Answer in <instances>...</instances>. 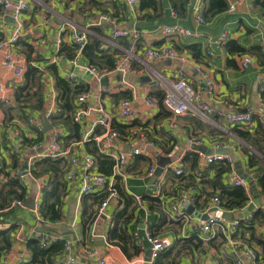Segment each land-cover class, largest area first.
I'll return each instance as SVG.
<instances>
[{"label": "crops", "instance_id": "0c3cea01", "mask_svg": "<svg viewBox=\"0 0 264 264\" xmlns=\"http://www.w3.org/2000/svg\"><path fill=\"white\" fill-rule=\"evenodd\" d=\"M26 1L28 7L20 15V38L9 48L14 64L24 68L21 76H16L13 70L3 65L6 50L0 51V239L7 230L9 247L5 252L10 253L4 254L1 264L5 260H8V264H29L31 253L26 245L27 239L44 237L49 245L58 235L64 237L71 248L53 254L51 258L54 262L66 263L67 256L72 255L76 259L75 264H146L150 245L145 240V221L150 222L149 216L154 213L148 204L159 206L161 217L157 218L160 221L155 235L168 238L171 242L169 248H180L184 239L192 234L191 225L200 218L191 213L186 220L188 223L178 221L167 203L183 191L197 197L194 209L200 211L204 200L219 193L214 178L222 163H213L197 174L189 162L183 160L187 166L186 174L183 178L171 176L167 180L163 186L165 203L163 200L159 203L149 199L153 197L151 184L155 178L145 174L153 157L163 162L180 155L183 159L195 156L197 162L204 154L228 148L230 154L235 156L232 159L229 155L238 172L245 175L252 172L255 175L250 179L251 203L247 197L244 210L249 209L252 214L253 210L261 209L258 206L264 205V192L256 177L264 171V123L255 117L249 126L238 127L217 115L202 117L197 111H188L177 118L178 126L171 128L165 122L169 114L161 113L158 95L161 93L163 96L164 85H171L175 80L176 68L182 67L191 85L200 91L199 98L215 111L246 112L262 106L264 99L260 91L264 88V72L260 67L261 53L257 47H261L264 30L255 28L252 23L257 17L264 20V6L260 8L254 4V0H246L234 12H229L226 7L207 14L205 11L209 8V0H206V23L200 26L203 35L180 37L164 35L162 27L172 20L170 9L178 13L182 25L194 26L193 15L184 0H155L154 6L145 9H140L137 3L135 12H131L123 0ZM225 1L228 6L233 0ZM102 13H108L113 22L92 25ZM64 22H69L76 32L86 33L89 41H98L97 61L102 64L101 67L91 64L82 52L76 65L73 64L77 47L70 34L72 29L70 26L63 28ZM15 28L14 19L4 15L0 9V38L10 36ZM116 28H135L139 38L135 43L129 37L114 38L113 30ZM224 29L228 33L227 42L215 49L211 59L205 60L203 37H216ZM161 44L172 46L184 56V61L167 57L147 60L144 57V47ZM189 45L200 48L198 59L192 57L187 48ZM237 48L242 49V53L254 55V63L245 70L239 67V54L233 53ZM123 53L132 54V61L131 71L122 77L119 72L113 71L114 66H107V59L111 58L115 64ZM196 63L203 64L212 76L213 93L207 92L202 77L194 69ZM86 65H93L102 72L101 81L98 82L92 73L86 71ZM69 73L80 81L78 85L71 81ZM150 77L158 78L163 87H151ZM84 89L90 93L87 99L82 96ZM148 96L155 100V105L146 104ZM122 97L131 98L140 115L131 120L115 118L113 124L120 126V129H116L136 130L138 133L148 126L146 133L155 141L153 146L140 144L146 155L131 159L125 169L128 176L124 182H120L119 189L143 198L141 205H138L132 197L134 210L132 213L130 211L129 231L132 233L131 242L138 252L134 253L129 248L130 256H126L119 245L109 242L107 237L108 230L113 226L112 218L118 208V198L109 201L102 217L94 218L89 226H84L86 216L94 212L99 204L96 207L92 204L93 195L80 198V170L69 163L71 157L81 161L84 155L91 154L98 162V171L104 174L111 172L113 160L99 154L92 140H85L96 114L90 113L81 123L73 122L72 114L77 108L95 104L99 99L112 113ZM59 106L62 111L58 113L55 108ZM50 112L54 116L45 118ZM30 119L40 122L41 132L35 130ZM238 129L248 132L251 141L239 137ZM100 133L101 128L94 130V135ZM54 135L58 138L60 150L67 153L60 157H40ZM192 139L199 142H192ZM36 141H40L42 146L31 149L29 143ZM193 143L204 146V151L193 148ZM117 147L126 152L130 150L124 143L117 144ZM70 169L74 171V176L67 180L66 174ZM17 171L26 174L25 178L18 179ZM226 175L227 172H222L219 179L221 183L229 185ZM46 196L49 202L58 206L59 218L38 221L33 208L29 206L31 203L34 205L36 198L42 200ZM12 197L22 199L25 206L8 208L7 202ZM256 200L259 201L258 205L254 204ZM252 225L253 235L249 234V229L239 227L231 239L220 232L207 246L184 249L177 258L178 264H235L242 247L246 246L253 250L256 264H264V222L256 221ZM134 233L140 238L141 245L134 240ZM84 247L96 249L97 254L85 260L81 254ZM17 256H21L24 262L18 263L15 260Z\"/></svg>", "mask_w": 264, "mask_h": 264}, {"label": "built area", "instance_id": "2783aa9c", "mask_svg": "<svg viewBox=\"0 0 264 264\" xmlns=\"http://www.w3.org/2000/svg\"><path fill=\"white\" fill-rule=\"evenodd\" d=\"M126 5L129 7L131 12H135L136 5L138 0H123ZM206 0H184V4L192 13L194 18V26L187 27L182 25L179 22L178 13L174 9H170L169 14L172 19L171 22L163 25L162 32L164 35H176L180 37H199L202 36L200 31V26L206 23V17L204 16V5ZM246 0H233L228 3L227 10L229 12L236 11ZM253 3L251 4V6ZM28 3L26 0H0V9L4 15H10L12 19L16 22V28L14 32L8 37H2L0 39V51L6 50L4 53L3 65L13 70L16 76H21L24 73L23 66L15 65L12 60V52L9 49L12 43H15L20 38V28L22 27V22L20 20V15L22 12L27 9ZM113 22L111 16L108 13H102L99 15L97 21L92 25H102L104 22ZM64 27L70 26L71 36L73 43L76 45V55L74 56L72 62L76 65L79 55L82 52L83 47L88 42L86 33H78L74 30L73 26L69 22H64ZM257 29L264 30V20L260 17L255 19V22L252 23ZM114 38H123L129 37L132 42H136L139 38V32L135 28L131 29H121L116 28L113 30ZM228 33L226 29L222 30L221 33L216 36L205 35L203 37V44L205 46V60L211 59L215 55V49L221 48L227 42ZM261 50L264 53V39H261ZM143 55L147 60L161 59V58H171V59H181L184 61V56L179 54L176 49L168 44H161L159 46H146L143 49ZM254 55L251 53H241L239 54V67L242 70L247 69L254 63ZM131 61L132 54L123 53L116 60L113 71L119 72L121 76H125L131 71ZM259 63V62H258ZM262 72H264V62L260 63ZM86 71L92 73L96 77L97 81H101L103 76L102 72L99 71L93 65H86ZM194 69L202 77L206 90L208 93L214 92V80L212 76L208 73L205 66L200 63L194 64ZM69 78L72 82L80 83L75 79L71 73H69ZM264 86V79L262 80ZM149 85L151 87H163L162 83L158 78L150 77ZM164 94L161 99L162 105L167 109L169 115L166 117L165 122L171 127L176 128L178 126V117L184 115L188 111H197L200 116L208 115H217L218 117L224 118L227 122L237 125L238 127L249 126L253 122L255 117L264 123V103L262 106L258 107L256 110H249L246 112H222L215 111L207 103L203 102L199 98V90L194 88L189 82L188 74L182 68H176L175 70V80L171 85H164ZM90 93L88 90L84 89L82 96L87 99ZM145 102L147 105H155V100L151 97H146ZM195 102L197 103L195 105ZM61 106L55 108V111L58 113L61 112ZM54 111V112H55ZM90 113H95L96 118L92 121L91 127L85 134V140H92L95 143L96 150L99 154L105 157H109L113 160L111 167V172L109 174H104L97 170V160L91 154L84 155L83 159L79 161L75 157L69 159V163L72 167L79 168L81 175V185L79 188L80 198L86 195H99L104 194L103 199L100 201L99 205L94 211V218H100L104 215L106 206L108 205L111 199L118 198V188L120 187V182H124L127 178V172L125 171L128 168L131 159L137 156L146 155L144 149L140 148V144L153 146L155 145L154 139H151L148 136L147 129L148 126L142 129V132L136 133L134 131H120L113 127V122L115 118L119 117L121 119L131 120L138 118L140 111L134 106L133 100L129 97H122L117 104L115 105L114 111L111 113L107 111L103 102L99 99L95 104H87L80 108H77L72 114V121L75 123H81L83 119ZM54 116L52 112L47 113L45 118L51 119ZM34 125L36 131L41 132L42 126L39 121L30 119L29 121ZM101 128V133L94 135V130ZM127 144L129 146V151H123L118 149L117 144L120 143ZM192 142H199L197 139H192ZM42 146L40 141L29 143L31 149H36ZM219 146V145H217ZM67 153L66 150H60V144L56 135L53 136L49 146L42 151L40 157L42 158H51V157H60ZM169 161L161 167V172L157 175L151 184L153 188V197L160 198L161 201H164L166 197L163 195V186L167 183V180L172 176L173 178H183L186 174V164L183 162L182 155L175 159H168ZM157 157H153V160L148 164V167L145 171L146 176L153 177L155 169L158 165ZM213 163H224L228 165V171L226 175V181L229 185L241 186L245 189L246 195L249 198V203H251V189H250V179L255 175L251 172L249 175L239 173L238 170L234 167L233 162L229 155L223 153H212L202 155L196 166L194 167V172L199 174L204 169H207ZM18 179L22 180L25 178L24 173L20 171L16 172ZM74 171L68 170L66 174V179H73ZM130 195L134 198L135 202L138 205H141L143 198L140 195L132 194ZM197 197L185 194V192L180 191L174 197L173 201L167 203L169 205L172 214L178 219V221L188 223L186 220L191 216L187 214L186 209L189 205H194L197 203ZM40 202L41 199L36 198L34 201L33 211L35 217L38 221L43 219L40 211ZM222 200L219 197L218 193L210 196L208 199L203 201V204L200 208V213H206L211 208H216L222 212L221 216H210L207 219H199L197 222H194L191 225V235H196L198 239L202 242V246L209 245L210 241L215 238L218 233H223L228 239H231V236L234 235L239 227L241 226L242 221L248 223L251 220L252 215L249 213L248 216L243 218H234L228 219L225 217L226 213H236L237 211L244 210L243 208L236 210H226L222 205ZM14 206H25V203L19 197H12L7 202V207L12 208ZM261 209H264V205L258 206ZM109 220L111 218H108ZM150 222L145 221V240L150 245V256L146 260V264H157L156 259L159 252L163 249H167L171 246V242L166 237H158L152 235L150 231ZM95 235V234H94ZM190 235V236H191ZM189 236V237H190ZM53 241L63 242V250L69 251L71 245L69 242L65 241L62 236H54ZM134 240L141 245L140 238L136 233L133 234ZM52 241V242H53ZM134 241V242H135ZM39 243L41 247H46L48 245V239L44 237H39ZM109 243V242H108ZM82 257L85 260H89L97 254L96 249L91 248H82L81 250ZM10 255V253H6ZM238 255V254H237ZM6 257V256H5ZM18 263L24 262L21 256L15 258ZM8 260H5L3 263H7ZM76 259L74 256H67L66 264H75ZM100 264H103L102 262ZM235 264H256V257L253 250L249 247H242L241 253L236 258Z\"/></svg>", "mask_w": 264, "mask_h": 264}, {"label": "trees", "instance_id": "16d2710c", "mask_svg": "<svg viewBox=\"0 0 264 264\" xmlns=\"http://www.w3.org/2000/svg\"><path fill=\"white\" fill-rule=\"evenodd\" d=\"M139 7L140 9H145L150 6H154L155 0H138ZM254 4L256 6H259L262 8L264 6V0H254ZM226 1L225 0H209V8L205 11V13L208 14L214 13V12H219L224 9H226ZM1 39V38H0ZM190 52L192 57L198 59V56L200 55V48L198 46H193L189 45L187 47ZM261 53V58L260 61L261 63L264 62V53L261 50V47H257ZM98 41L96 40H91L86 43V45L82 49V55H84L85 58L91 63L95 64L99 67H101V63L97 61L98 58ZM233 53L241 54L242 49H235ZM108 63L107 66L111 68L114 66V62L112 61L111 58L107 59ZM65 84V83H63ZM78 85V84H77ZM62 87V86H61ZM261 97L264 99V88L263 90L260 91ZM159 98V107L161 109V113L163 114H169L166 112L163 108V105L161 103L162 99V94L160 93L158 95ZM62 110V109H61ZM113 127L120 129V126L112 124ZM122 131H124L122 129ZM237 134L239 137L246 141H251L250 135L246 131H242L241 129L237 130ZM264 137V135H262ZM183 160L189 162V166L194 168L196 166V157L192 156L190 159L184 158ZM111 167V165H110ZM229 166L225 165L222 163L219 167V170L216 173V177L214 180L216 181V185L219 188V197L222 200V205L225 207L226 210H236L240 209L246 206L248 202V198L245 192V189L241 186H234V185H226L220 182V175L222 172H227ZM109 172V171H108ZM257 183L260 186L261 191L264 192V171L262 175H257ZM92 196V195H91ZM94 199L92 204L96 207L102 198L104 197V194H99V195H93ZM145 199L148 197L145 195ZM150 200H154L155 202L160 203V198L156 197H149ZM150 211L152 212L151 215L149 216L150 220V231L152 235H155V232L158 228L157 223L160 220H157V218L160 219L161 215L159 212V206L158 205H149ZM196 206V205H195ZM94 207V208H95ZM134 210V201L133 198L130 194H128L127 191H123L118 188V208L115 211L113 215V226L108 230L107 232V237L109 242L117 244L120 246L122 251L126 254V256H130L129 253V248L133 249L134 253H137L138 250L134 246V243L131 242V234L130 233V222H131V213ZM40 211L41 215L43 218H48L50 220H56L59 218V213H58V206L54 202H49L46 198L42 197V200L40 202ZM131 211V213H130ZM154 214V215H153ZM252 218L248 223L242 221L240 227H246L248 228L249 234L253 235V222L260 221L264 222V210L262 209H257L252 211ZM94 212L91 211L89 215L86 216L85 221H84V226H89L92 221L94 220ZM9 229V228H8ZM251 232V233H250ZM3 233V232H2ZM5 235L0 239V264L3 261V256L6 253L5 251L8 249V231L5 230ZM130 233V234H129ZM26 245L28 249L30 250L31 253V260L28 262L29 264H66L63 262H54L51 258L53 254H57L60 252H63V242L61 241H53L46 247H41L39 243V239L36 237H31L27 239ZM202 247V242L198 239L196 235H191L189 238L184 239L182 245L180 248L175 249V247L163 249L159 252L156 263L157 264H178L177 258L179 257V254H181L184 249H194L198 247Z\"/></svg>", "mask_w": 264, "mask_h": 264}, {"label": "water", "instance_id": "95a60500", "mask_svg": "<svg viewBox=\"0 0 264 264\" xmlns=\"http://www.w3.org/2000/svg\"><path fill=\"white\" fill-rule=\"evenodd\" d=\"M216 153H223V154H226V155H230L231 156L230 150L228 148H225V147L217 150ZM168 161L169 160L167 159V160H164L163 162H158V165H157V167L155 169V173H154L153 178H155L157 175L160 174L161 167L165 163H167ZM262 203H264V201H262ZM254 204H257L258 205L259 204V201L256 200L254 202ZM29 207L33 208L34 207L33 203H31ZM186 210H187V212L189 214L192 213V214H194L195 216H197L200 219H207L210 216H221V214H222V212L220 210L216 209V208H211L206 213H200V211L195 210L192 205H189ZM249 212H250L249 209L244 210V211L240 210V211H237L236 213H226L225 214V217L228 218V219L243 218L244 216L248 215ZM150 253H151V250L148 249V251H147L148 258L147 259H149Z\"/></svg>", "mask_w": 264, "mask_h": 264}, {"label": "rangeland", "instance_id": "374dc122", "mask_svg": "<svg viewBox=\"0 0 264 264\" xmlns=\"http://www.w3.org/2000/svg\"><path fill=\"white\" fill-rule=\"evenodd\" d=\"M192 147H193V148L200 149V150H202V151H204V149H205L204 146H202V145H197V144H194V143L192 144ZM206 152H207V150H206ZM208 152H211V150H209ZM234 157H235L234 154L231 153V158L234 159ZM242 228H244V229H248V228H246V227H242Z\"/></svg>", "mask_w": 264, "mask_h": 264}]
</instances>
